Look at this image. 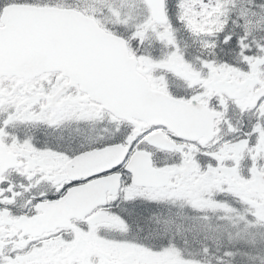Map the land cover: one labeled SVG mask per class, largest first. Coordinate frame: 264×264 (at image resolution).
I'll return each mask as SVG.
<instances>
[{"label":"snow or ice","instance_id":"obj_1","mask_svg":"<svg viewBox=\"0 0 264 264\" xmlns=\"http://www.w3.org/2000/svg\"><path fill=\"white\" fill-rule=\"evenodd\" d=\"M0 264H264V0H0Z\"/></svg>","mask_w":264,"mask_h":264}]
</instances>
